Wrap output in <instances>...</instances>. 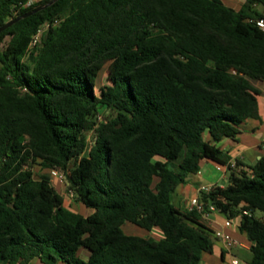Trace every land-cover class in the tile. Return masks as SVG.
I'll list each match as a JSON object with an SVG mask.
<instances>
[{"label":"trees","instance_id":"1","mask_svg":"<svg viewBox=\"0 0 264 264\" xmlns=\"http://www.w3.org/2000/svg\"><path fill=\"white\" fill-rule=\"evenodd\" d=\"M25 1L0 0V28L51 0ZM255 18L264 0L237 10L222 0H58L2 31L0 264H200L213 230L173 195L204 160L229 176L201 200L237 221L251 242L245 264H264V154L236 172L218 146L260 120ZM112 61L95 93L96 68ZM56 170L91 213L66 205ZM126 223L145 235L124 233Z\"/></svg>","mask_w":264,"mask_h":264},{"label":"crops","instance_id":"2","mask_svg":"<svg viewBox=\"0 0 264 264\" xmlns=\"http://www.w3.org/2000/svg\"><path fill=\"white\" fill-rule=\"evenodd\" d=\"M255 87L262 94L263 90L258 86ZM261 104L259 103L260 120L249 119L245 121L241 134L235 140L224 139L218 143L219 148L229 156L228 163L235 162L234 171L236 172L249 171V167L264 154V146L261 144L264 136V99ZM228 176L229 171L227 167L219 166L210 161H201L199 171L196 174L190 175L187 178V182L176 189L173 195L174 206L179 209H188L190 200L199 195V190L202 187L216 184L225 185ZM222 182L224 183L222 184ZM224 218L220 213H213L208 219H202V222L211 230L221 229ZM235 222L237 221L233 220L232 227L222 229L242 246L226 250L219 240L214 239L215 246L213 253L205 254L200 264H227V260H229L228 264H231L232 261H235L237 264H241V261H243L245 264V260L248 259L246 252H249L251 242L248 241L245 234L239 232L235 226ZM79 255L86 260L89 253L84 249H80ZM28 264H39V262L38 260H32Z\"/></svg>","mask_w":264,"mask_h":264},{"label":"rangeland","instance_id":"3","mask_svg":"<svg viewBox=\"0 0 264 264\" xmlns=\"http://www.w3.org/2000/svg\"><path fill=\"white\" fill-rule=\"evenodd\" d=\"M222 1L226 6L232 8V9H235V10L239 9L240 5L243 3V0H222ZM258 9L261 10L260 7ZM115 66H116V62L112 61V62L106 63L103 66H99L96 68L97 82H96L95 93L98 92L99 88H101L104 85H108L110 83V78L114 72ZM252 84L254 86H258L259 88H261L264 91V84L257 83V82H252ZM263 91H262V94L260 95V98H259L260 104L262 103V100L264 99V92ZM101 113H102L103 119H107L111 116V113L107 110H103ZM32 170H33L34 174H36V175L41 172L40 168L36 165L32 167ZM49 174H50L52 185L56 188L57 192L64 197L65 203L70 209H72L73 211H76L79 214L84 215V216L91 213L90 209H87L83 205L77 204L76 202L73 201L69 192L66 190L64 180H59L54 171H50ZM156 181H157V178L154 179L153 184H155ZM255 215L261 216V213L257 211V212H255ZM122 230L124 233L129 234V235H138V236H144L145 235V232H143L141 229L137 228L134 225L128 224V223H126L125 225L122 226ZM148 235L155 238V239H158L160 237V232L158 230H154L152 233H150ZM246 256H247V258H249L250 253L246 252ZM228 262H229V260L226 261L227 264H228ZM241 264H244V262L241 261Z\"/></svg>","mask_w":264,"mask_h":264},{"label":"built area","instance_id":"4","mask_svg":"<svg viewBox=\"0 0 264 264\" xmlns=\"http://www.w3.org/2000/svg\"><path fill=\"white\" fill-rule=\"evenodd\" d=\"M38 1H40V0H26L25 3L23 4V7H30V6L34 5L35 3H37ZM60 21H61L60 19H54L52 22H47V23L43 24L40 27V29L37 31L35 36L33 37L31 45L33 46L39 40V36L44 31H46L50 27H54V26L59 25ZM249 21L253 22L259 30L264 32V18H255V19H251ZM261 144L264 146V136L261 140ZM228 166L230 168H235L236 164H235V162H232V163H229ZM54 172H55V174L59 180H64V176L60 171L56 170ZM216 185H206V186L202 187L199 190V195L190 200L187 210L196 211L198 214H200L202 219H208L211 214L219 213L218 210L212 204H206L200 198L201 193H204V194L209 193ZM70 196H71V194H70ZM243 213L246 214V212H243ZM233 220L234 219L224 218V221L222 223L223 224L222 228L225 229V228L232 227L233 226ZM237 224L238 223L235 222L236 227H237ZM222 228L213 230V238L215 240H219L223 244L224 249L230 250L232 248L242 246L239 242L234 240ZM231 264H237V263L235 261H232Z\"/></svg>","mask_w":264,"mask_h":264},{"label":"water","instance_id":"5","mask_svg":"<svg viewBox=\"0 0 264 264\" xmlns=\"http://www.w3.org/2000/svg\"><path fill=\"white\" fill-rule=\"evenodd\" d=\"M57 1H58V0H51V1H49L47 4H45V5H43V6L39 7V8H36V9L32 10L31 12H28V13H26V14H23V15H21V16H18L17 18H15V19H13V20L7 22L5 25H3V26L0 28V33H1L2 31L6 30L7 28L11 27L12 25H14L15 23H17V22L20 21L21 19L28 18V17H30L31 15H33V14L39 12V11H42V10L46 9L47 7H50L51 5H53V4H54L55 2H57ZM223 183H224V182H222V184H223ZM221 186H223V185H221Z\"/></svg>","mask_w":264,"mask_h":264}]
</instances>
